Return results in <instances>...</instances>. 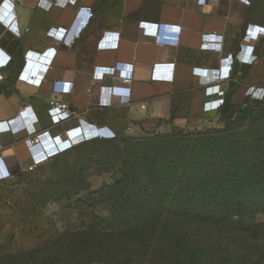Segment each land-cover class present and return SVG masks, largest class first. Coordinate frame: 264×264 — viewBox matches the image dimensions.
<instances>
[{
    "label": "crops",
    "instance_id": "obj_1",
    "mask_svg": "<svg viewBox=\"0 0 264 264\" xmlns=\"http://www.w3.org/2000/svg\"><path fill=\"white\" fill-rule=\"evenodd\" d=\"M10 1L13 13L0 20V138L12 178L64 154L55 145L58 134L88 142L171 135L219 121V109L206 103L220 95L207 93L195 68L217 73L231 65L230 77L219 81L226 102L264 104V0ZM80 6L91 7L94 16L67 45ZM151 23L180 25L178 43L157 44L150 37L153 30L142 28ZM170 40L175 41L174 34ZM49 48L55 50L54 60L46 77L39 78L25 65V54ZM127 73L132 83L123 87L114 78ZM52 98L66 101L73 117L53 124ZM25 107L30 115L13 127L36 125L38 145H27L26 132L7 131Z\"/></svg>",
    "mask_w": 264,
    "mask_h": 264
},
{
    "label": "rangeland",
    "instance_id": "obj_2",
    "mask_svg": "<svg viewBox=\"0 0 264 264\" xmlns=\"http://www.w3.org/2000/svg\"><path fill=\"white\" fill-rule=\"evenodd\" d=\"M250 107L251 116L226 118L236 137L264 136V107ZM226 127L219 120L184 142H205L206 134ZM100 139L53 156L34 171L0 179V264H264V213L252 206L242 215L208 221L172 214L146 220L147 214L137 213L141 221L111 228L103 218L112 205L98 191L115 178L104 169L124 159L118 157L126 146ZM87 230L90 237L83 236Z\"/></svg>",
    "mask_w": 264,
    "mask_h": 264
},
{
    "label": "trees",
    "instance_id": "obj_3",
    "mask_svg": "<svg viewBox=\"0 0 264 264\" xmlns=\"http://www.w3.org/2000/svg\"><path fill=\"white\" fill-rule=\"evenodd\" d=\"M251 105L264 107L256 102L237 107L224 100L217 115L227 127L206 134L205 142H184L188 134H195L196 130L102 139L115 144L121 140L126 146L119 150L118 159H124L104 169L113 170L115 178L98 191L101 200L112 205L111 215L103 219H110L111 228L123 229L131 225V221H141L144 214L148 215L146 220L172 214L179 219L208 221L219 216L230 219L235 214L242 215L250 211L251 206L253 212L264 213L261 204L264 202V136L236 137L233 131L237 129H230V122H226L228 116L232 118L236 113L251 116ZM87 145L91 143L84 142L64 154ZM120 147L118 145V149ZM90 167H79L78 173ZM135 196H141L142 200L135 202L140 200ZM104 220L102 222L108 223ZM88 231L83 236L90 237Z\"/></svg>",
    "mask_w": 264,
    "mask_h": 264
},
{
    "label": "built area",
    "instance_id": "obj_4",
    "mask_svg": "<svg viewBox=\"0 0 264 264\" xmlns=\"http://www.w3.org/2000/svg\"><path fill=\"white\" fill-rule=\"evenodd\" d=\"M247 3H250V0H242ZM73 4L76 5L75 2L67 3V5ZM14 4L10 0H3L0 3V20L5 22L13 13ZM94 16V11L91 7L88 6H80L76 10V19L73 29H71L68 39L66 41L67 45H72L83 33L85 28L89 25L90 21ZM152 29L153 32L150 37L160 45H167V44H177L179 40V33L181 32V26L172 24V23H151L150 26L143 25L142 28ZM175 35V41L173 42L170 40L171 35ZM204 45L207 44V41L203 42ZM252 55V54H251ZM250 55V56H251ZM55 56L54 48H49L42 52H33L28 51L25 54V65L35 69L37 72V76L39 78H45L47 75V71L49 67L52 65ZM232 70V66L229 64L223 65L220 67L219 71H214V69L209 68H195L193 71L195 75L201 76L203 82L206 85V91L210 95L218 94L220 95L217 99L208 101L206 103V107L208 109H219L224 104V91L221 89V85L219 81L227 79L230 77ZM216 73V75H215ZM213 78L215 83L210 82V78ZM117 83H120L123 87H130L132 83V75L130 73L117 75L114 78ZM114 87V86H113ZM254 94V90L252 91L251 95ZM28 107H25L21 110L20 114L11 119L8 125V132L12 133H19V132H26V137L24 141L29 146L38 145L41 142V133L37 130L36 125L27 127L25 129H21L19 127H13V124L23 118V115L27 113L30 115ZM27 111V112H26ZM26 115V114H25ZM49 115L51 117L52 123L55 125L61 124L66 120H69L73 117L74 113L70 110L69 104L66 101H63L59 98H52L49 101ZM37 120V119H36ZM48 133L51 135L50 130ZM1 134V133H0ZM52 136V135H51ZM53 137V136H52ZM55 139V145L57 150L61 153L67 152L71 150L78 144H82L85 142L83 138L80 140L79 137H68L64 138L63 135H55L53 137ZM6 173V174H5ZM13 174L9 171L7 164L5 162L4 153H3V145L1 143L0 138V179L12 177Z\"/></svg>",
    "mask_w": 264,
    "mask_h": 264
},
{
    "label": "clouds",
    "instance_id": "obj_5",
    "mask_svg": "<svg viewBox=\"0 0 264 264\" xmlns=\"http://www.w3.org/2000/svg\"><path fill=\"white\" fill-rule=\"evenodd\" d=\"M210 82H211V83H215V81L213 80L212 77L210 78ZM14 133H15V132H14ZM19 133H21V132H19ZM16 134H17V133H16Z\"/></svg>",
    "mask_w": 264,
    "mask_h": 264
},
{
    "label": "snow or ice",
    "instance_id": "obj_6",
    "mask_svg": "<svg viewBox=\"0 0 264 264\" xmlns=\"http://www.w3.org/2000/svg\"><path fill=\"white\" fill-rule=\"evenodd\" d=\"M6 174V173H5Z\"/></svg>",
    "mask_w": 264,
    "mask_h": 264
}]
</instances>
